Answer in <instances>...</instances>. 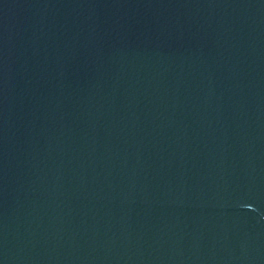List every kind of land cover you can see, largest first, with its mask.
<instances>
[{
	"label": "water",
	"instance_id": "95a60500",
	"mask_svg": "<svg viewBox=\"0 0 264 264\" xmlns=\"http://www.w3.org/2000/svg\"><path fill=\"white\" fill-rule=\"evenodd\" d=\"M71 264H264V0H128Z\"/></svg>",
	"mask_w": 264,
	"mask_h": 264
}]
</instances>
